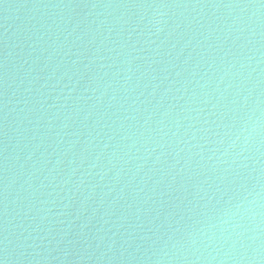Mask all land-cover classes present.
Returning a JSON list of instances; mask_svg holds the SVG:
<instances>
[{
  "label": "water",
  "instance_id": "95a60500",
  "mask_svg": "<svg viewBox=\"0 0 264 264\" xmlns=\"http://www.w3.org/2000/svg\"><path fill=\"white\" fill-rule=\"evenodd\" d=\"M261 0H0L5 264H264Z\"/></svg>",
  "mask_w": 264,
  "mask_h": 264
},
{
  "label": "snow or ice",
  "instance_id": "6c2138e0",
  "mask_svg": "<svg viewBox=\"0 0 264 264\" xmlns=\"http://www.w3.org/2000/svg\"><path fill=\"white\" fill-rule=\"evenodd\" d=\"M261 7H264V0H261V4H260ZM0 264H5V260L3 259H0Z\"/></svg>",
  "mask_w": 264,
  "mask_h": 264
}]
</instances>
